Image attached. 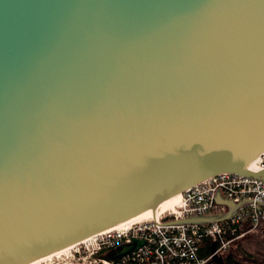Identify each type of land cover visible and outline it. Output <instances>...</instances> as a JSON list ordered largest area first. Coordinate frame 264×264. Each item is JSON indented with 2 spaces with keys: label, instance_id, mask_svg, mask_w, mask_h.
Here are the masks:
<instances>
[{
  "label": "water",
  "instance_id": "water-1",
  "mask_svg": "<svg viewBox=\"0 0 264 264\" xmlns=\"http://www.w3.org/2000/svg\"><path fill=\"white\" fill-rule=\"evenodd\" d=\"M263 152L264 0H0V264L213 176L264 182L248 170ZM215 202L227 212L172 223L238 207Z\"/></svg>",
  "mask_w": 264,
  "mask_h": 264
},
{
  "label": "built area",
  "instance_id": "built-area-1",
  "mask_svg": "<svg viewBox=\"0 0 264 264\" xmlns=\"http://www.w3.org/2000/svg\"><path fill=\"white\" fill-rule=\"evenodd\" d=\"M253 173L264 171V152L253 162ZM218 194L223 200L238 204L232 215L208 224H174L178 219L207 215H223L225 206L215 202ZM247 229L234 235L237 227ZM264 225V182L258 179L223 174L210 177L184 191L174 208H167L154 219L128 223L124 228L106 229L84 238L72 246L77 259L95 256L102 264L112 261L105 253L132 239L142 240L137 250L119 259L132 264H207L213 255L222 256L231 241ZM227 233L230 237H225ZM202 238L215 243V250L206 258L199 256Z\"/></svg>",
  "mask_w": 264,
  "mask_h": 264
},
{
  "label": "rangeland",
  "instance_id": "rangeland-1",
  "mask_svg": "<svg viewBox=\"0 0 264 264\" xmlns=\"http://www.w3.org/2000/svg\"><path fill=\"white\" fill-rule=\"evenodd\" d=\"M229 251L236 254L237 257H243L244 253L249 254L253 260L259 261L264 257V225L228 243L222 257ZM81 257V259H77L76 254L70 249L36 264H102L97 259L100 258L98 255ZM210 264L214 263L210 262Z\"/></svg>",
  "mask_w": 264,
  "mask_h": 264
},
{
  "label": "bare ground",
  "instance_id": "bare-ground-1",
  "mask_svg": "<svg viewBox=\"0 0 264 264\" xmlns=\"http://www.w3.org/2000/svg\"><path fill=\"white\" fill-rule=\"evenodd\" d=\"M254 162V161H253ZM253 162H251L250 163V165H249V167H248V170H249V172L250 173H253V170L255 169V166L253 167ZM254 174V173H253ZM184 193V192H183ZM182 193V194H183ZM182 194H178V195H176V196H174V197H172V198H170V199H168V200H166V201H164V202H162V203H160L156 208H154L153 210H148V211H146V212H144V213H141V214H139V215H136V216H133V217H131V218H129V219H127V220H125V221H123V222H121V223H118V224H116V225H114V226H111L110 228H107V229H116V228H124V227H126V225L128 224V223H132V222H137V221H139V220H146V219H150V218H152V219H154L155 218V216L156 215H159V213L160 212H163V211H165L167 208H174L176 205H177V203L179 202V199H180V197H181V195ZM220 197V196H219ZM221 198V197H220ZM222 199V198H221ZM223 200V199H222ZM219 205V204H218ZM220 206H223V205H220ZM207 216H210V215H207ZM221 221V220H220ZM213 222H215V221H213ZM210 223V222H209ZM208 224V223H207ZM106 230V229H105ZM103 231V230H102ZM102 231H100V232H97V233H101ZM97 233H95V234H97ZM94 235V234H93ZM84 239V238H83ZM83 239H81V240H83ZM81 240H79V241H81ZM79 241H77V242H75V243H78ZM127 244V243H126ZM74 244H72V245H69V246H66V247H64V248H62V249H60V250H57V251H55V252H53V253H51V254H48V255H45V256H43V257H41V258H39V259H36V260H34V261H32V262H30V263H28V264H36V263H38V262H41V261H44V260H47L49 257H52V256H55V255H57V254H60V253H64V252H66L67 250H70V249H72V246H73ZM138 249V248H137ZM136 249V250H137ZM113 250V249H112ZM110 251V250H109ZM107 253V252H106ZM124 257V256H123ZM123 257H121V258H123ZM106 258V257H105ZM121 258H119V259H121ZM107 259V258H106ZM119 259H117V260H119ZM107 260H109V259H107ZM110 261H112V260H110ZM105 264V263H104Z\"/></svg>",
  "mask_w": 264,
  "mask_h": 264
},
{
  "label": "trees",
  "instance_id": "trees-1",
  "mask_svg": "<svg viewBox=\"0 0 264 264\" xmlns=\"http://www.w3.org/2000/svg\"><path fill=\"white\" fill-rule=\"evenodd\" d=\"M247 229L246 225H242L240 227H237L236 232L234 235H238L240 232L244 231ZM227 238L230 237V234L227 233L225 236ZM213 241L209 238H202L200 247H199V256L201 258H206L208 254H210V249L212 247ZM221 260L223 264H264V257L261 258L259 261H255L250 257L249 254H243V257H237L236 254L232 253L231 251L227 252L224 254V256H221ZM211 260L208 261L207 264H210ZM110 264H122L120 263V260H112ZM127 264V263H124ZM132 264V263H128Z\"/></svg>",
  "mask_w": 264,
  "mask_h": 264
}]
</instances>
